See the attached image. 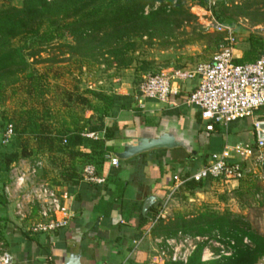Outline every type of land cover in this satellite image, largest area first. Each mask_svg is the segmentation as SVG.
<instances>
[{"label": "trees", "instance_id": "obj_1", "mask_svg": "<svg viewBox=\"0 0 264 264\" xmlns=\"http://www.w3.org/2000/svg\"><path fill=\"white\" fill-rule=\"evenodd\" d=\"M206 0L199 3L203 6ZM155 4H158L155 7ZM150 11L145 13V8ZM247 15V14H246ZM219 23L230 24L231 18L224 12L215 11ZM242 16H245L242 13ZM194 18L184 6V0H24L22 7H0V101L7 90L16 91V85L25 79V91L29 99L39 104L21 112L13 131L16 136V150L0 152V183L8 182V174L13 164L29 156L24 136L35 140L37 150L58 152L82 156L92 165H99L105 155L112 152V147L105 143L111 141L117 127H105L104 118L115 107L127 109L121 103V97L107 95L103 91L84 90L82 93L65 91L61 95L63 107L72 121L73 129L67 127L53 134L52 123L55 115L46 106L45 75H35L30 69L24 50L29 52L42 45H49L65 35L76 40L77 44H63L70 56H79L85 62L96 64L99 61L109 68L127 70L131 64L128 54L133 52L138 39L166 37L173 31L174 24L189 23ZM18 40V45L14 41ZM248 50L235 64L250 62L264 54V41L249 36ZM219 47V45H218ZM218 50V49H217ZM22 78V79H21ZM143 77L141 78V81ZM140 81V82H141ZM89 96V97H87ZM92 98V99H91ZM76 105L90 110L88 131L104 130V140L90 141V154L73 151L76 146L85 145L81 137L84 126H78V114L73 113ZM12 124V123H11ZM13 125V124H12ZM20 126V129L18 128ZM65 141V143H63ZM89 142V141H88ZM255 179L247 177L235 190L237 197L257 198L259 185ZM186 182L178 192L193 194L209 184ZM262 185V184H261ZM184 200V199H183ZM4 196L0 194V205H5ZM147 223L146 217H141ZM191 236H211L218 233L223 239L233 241L229 257L203 263L201 252L203 244L197 246L186 264H257L264 256V234L252 229L243 217L228 210L222 213L202 207L195 215L176 213L167 222L159 220L151 229L154 237H173L177 233ZM2 239V236H0ZM248 240V244L243 242ZM47 264H52L48 261ZM165 264H181L166 262Z\"/></svg>", "mask_w": 264, "mask_h": 264}, {"label": "crops", "instance_id": "obj_2", "mask_svg": "<svg viewBox=\"0 0 264 264\" xmlns=\"http://www.w3.org/2000/svg\"><path fill=\"white\" fill-rule=\"evenodd\" d=\"M247 50L248 42L237 43L235 60L242 59ZM139 84L133 85L134 88L130 89H124L122 86L98 90L107 95L121 97L120 102L128 105V108L123 110L115 107L103 120L105 127L115 126L117 130L114 138L105 143L112 147V152L105 155L99 165H93L96 176L104 179L102 184L85 181L83 169L86 165H92L86 158L55 151L42 152L37 150L35 140L27 136L33 144L27 149L29 156L21 158L16 164L28 168L35 160L46 159L47 162L39 171L36 182L53 186L61 195H65V203L70 208L72 217L67 228L61 233L31 234L28 229L35 221L36 211L33 210L31 217L21 220L12 209V217L20 230L14 229L13 225L9 229L5 228L4 223H8L6 217L8 207L13 206L3 193V188L11 182L10 170L8 182L5 185L0 183V194L6 201L5 205H0V236L7 240L5 250L13 255L14 264H47L48 261L52 264H63L65 255L78 252L81 253V264H130V260L141 262L145 258L149 259V264H153L155 250L158 247L155 240L163 237L145 235L144 231L170 194L174 186L172 177L178 175L183 178L196 172L206 163L210 153L220 152L226 143L222 144L220 139L213 135L215 129L210 133L200 130L203 122L198 111L186 104V99L194 86H183L176 82L168 103H159L141 99ZM28 109L23 108L20 113ZM92 115L90 110H86L85 115H78L80 121L77 125L84 126L80 135L85 145L76 146L73 149L75 152L90 154V143L104 140V130L88 131L87 120ZM51 123L53 134L67 127L73 129L72 121L67 114L59 118L55 115ZM168 123L177 126L191 140L195 155L180 148L159 149L127 160H119L116 167L110 165L107 156H114V153L119 151V145L126 139L129 131L141 127L158 128ZM88 133H94L97 139L87 138L85 134ZM249 138L247 135L246 141ZM15 140L14 134L9 143L10 152L16 150ZM238 183L231 181L227 184L234 187ZM205 189L206 187L201 189L202 192H197V195H204ZM150 196L155 199L143 215V203ZM170 199L171 197L168 200ZM167 213V210L164 211L166 216L162 220L165 222L176 214L173 211L172 217H169ZM144 216L147 223L141 219ZM133 241H137V246L132 245ZM148 241L154 246L151 249L152 255L145 247ZM257 264L263 263L259 260Z\"/></svg>", "mask_w": 264, "mask_h": 264}, {"label": "built area", "instance_id": "obj_3", "mask_svg": "<svg viewBox=\"0 0 264 264\" xmlns=\"http://www.w3.org/2000/svg\"><path fill=\"white\" fill-rule=\"evenodd\" d=\"M207 3L206 11L210 19L206 20L204 28H211L218 34L225 35L218 50L210 60L193 67L144 76L139 84V96L143 100L168 103L176 82L197 80L186 99V104L198 111L205 132H213L215 126L227 127L233 122L249 118L252 120L254 143H238L234 146L225 144L220 152L210 153L206 163L196 172L183 178L174 175V186L166 201L188 181H210L222 186L249 177L264 184V120L253 119L254 112L264 107V54L253 61L235 64L234 52L238 43L235 31L231 25L219 23L212 17L211 9L215 6V0H207ZM257 28L264 37V27ZM13 130L11 123L4 124L0 147L10 143L14 135ZM85 136L97 139L94 133ZM107 158L111 166H118L119 160L115 156ZM42 167L43 162L40 159L35 160L28 168H24L22 164H13L10 169L11 182L3 188V193L7 200L12 201L15 215L21 220L31 217L33 210L36 211L35 221L28 229L31 234L52 235L67 228L72 213L65 203V195H61L53 186L36 182ZM83 170L85 181L104 183L103 178L96 176L93 165H86ZM166 201L146 227L145 235L150 234L159 220L165 219ZM243 242L247 244L248 240L244 239ZM155 243L158 247L153 264H186L200 244L204 245L201 262L206 263L229 257L234 244L232 240L223 239L218 233L211 236H191L180 232L173 237L157 239ZM137 244V241L132 242L133 246ZM209 244H213L215 252L210 250ZM260 260L264 264V256ZM14 261L10 252L0 250V264H14Z\"/></svg>", "mask_w": 264, "mask_h": 264}, {"label": "rangeland", "instance_id": "obj_4", "mask_svg": "<svg viewBox=\"0 0 264 264\" xmlns=\"http://www.w3.org/2000/svg\"><path fill=\"white\" fill-rule=\"evenodd\" d=\"M201 1L203 0H184V6L194 18L189 23L174 24L170 35L168 34L166 37L158 36L152 40L147 38L138 39L134 51L128 54L131 64L127 67V70L119 71L109 68L108 64L102 61L90 64L79 56H70L60 43L65 45L77 44V42L66 35L60 40H54L51 44L34 48L30 52L24 50V54L31 64L30 69L35 71L34 74L45 75L46 77V93L44 96L46 106L51 109L57 118L63 117L67 114L66 109H63L64 102L61 100V95L65 91L82 93L86 89L98 91L120 88L122 86L124 89H130V87L134 88L133 85L141 83V78L149 74L170 73L177 69L193 67L198 63L210 60L225 35L218 34L211 28H204L206 20H209L210 17L206 11L208 8L207 0L203 6L199 5ZM23 2L24 0H0V7L11 6L20 8ZM157 5L155 4V7ZM149 11V7L145 8V13ZM215 11L224 12L226 17L231 18L232 21L228 25L233 27L238 43L248 42L249 36L260 38L264 41V37L261 36V30L257 28L264 27V0H215L211 15L215 20H218L215 16ZM242 13L245 16H242ZM13 44L18 45V40H15ZM25 83H27L26 80L22 79L16 85V91L13 95L10 90H7L4 99L0 101L1 131L5 123L15 125L23 108L40 107L39 104L32 102L26 95ZM178 83L183 86H195L197 80ZM85 112L86 110L80 105H76L73 109V113L78 115H85ZM253 119H264V107L254 112ZM18 128L20 129V126ZM200 130L205 132L204 123L201 125ZM253 134L252 120L248 118L233 122L227 127L215 126L213 135L217 136L222 144L226 143L229 146H234L238 143L245 144L246 142L253 144ZM247 135L250 138L246 141ZM22 141L26 142L28 148L33 145L27 136ZM9 150L10 144L0 147V152ZM40 160L43 164L47 162L46 159ZM240 182L234 187L229 184H223L222 186L207 184L204 195H197V192H202V190L186 196L176 191L170 200L163 201V203L166 201L164 211L167 210V215L169 214L168 216L172 217L173 211L190 216L198 213L202 207L218 213L228 210L243 217L244 222L248 223L252 229L264 234V184H258L257 198L249 196L245 199L244 197H237L234 193L238 189ZM12 209L15 212L13 206L8 207L6 213L8 223H4L5 228L9 229L13 225L14 229L20 230L12 217ZM9 240L10 243L11 239ZM6 242L5 237L0 239V250L5 251ZM145 247L152 255L153 243L148 241ZM209 247L211 251H216L213 244H209ZM149 263V259L146 260V258L142 259L141 262L130 260V264Z\"/></svg>", "mask_w": 264, "mask_h": 264}, {"label": "water", "instance_id": "obj_5", "mask_svg": "<svg viewBox=\"0 0 264 264\" xmlns=\"http://www.w3.org/2000/svg\"><path fill=\"white\" fill-rule=\"evenodd\" d=\"M126 139L119 145V151L114 153L118 160H127L136 155L159 149H183L195 155L191 140L175 125L166 124L158 128L141 127L129 131ZM155 197H148L142 206L144 215L149 206L152 205ZM81 253L68 254L63 258V264H81Z\"/></svg>", "mask_w": 264, "mask_h": 264}]
</instances>
